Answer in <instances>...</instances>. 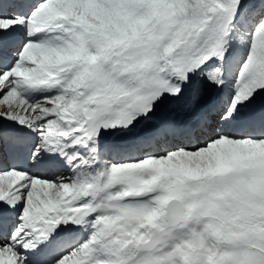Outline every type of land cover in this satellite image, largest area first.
Returning <instances> with one entry per match:
<instances>
[{"label": "snow or ice", "instance_id": "1", "mask_svg": "<svg viewBox=\"0 0 264 264\" xmlns=\"http://www.w3.org/2000/svg\"><path fill=\"white\" fill-rule=\"evenodd\" d=\"M0 264H264V0H0Z\"/></svg>", "mask_w": 264, "mask_h": 264}]
</instances>
